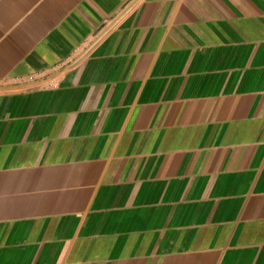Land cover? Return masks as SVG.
Returning a JSON list of instances; mask_svg holds the SVG:
<instances>
[{
	"label": "crops",
	"instance_id": "1",
	"mask_svg": "<svg viewBox=\"0 0 264 264\" xmlns=\"http://www.w3.org/2000/svg\"><path fill=\"white\" fill-rule=\"evenodd\" d=\"M0 264H264V0H0Z\"/></svg>",
	"mask_w": 264,
	"mask_h": 264
}]
</instances>
